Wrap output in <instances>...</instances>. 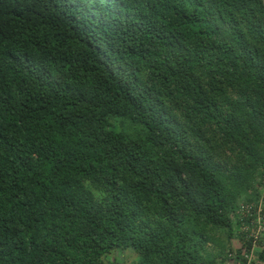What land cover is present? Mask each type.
<instances>
[{
  "label": "trees",
  "instance_id": "obj_1",
  "mask_svg": "<svg viewBox=\"0 0 264 264\" xmlns=\"http://www.w3.org/2000/svg\"><path fill=\"white\" fill-rule=\"evenodd\" d=\"M257 171L264 0H0V264H217Z\"/></svg>",
  "mask_w": 264,
  "mask_h": 264
},
{
  "label": "rangeland",
  "instance_id": "obj_2",
  "mask_svg": "<svg viewBox=\"0 0 264 264\" xmlns=\"http://www.w3.org/2000/svg\"><path fill=\"white\" fill-rule=\"evenodd\" d=\"M260 172H256V177L252 182V186L259 192L257 200H251L250 195H246V193H242L236 198L235 207L230 215L233 218V223L236 220L239 221V226L236 228L234 236L229 239V246L222 251L220 250L221 242L226 241V235L223 231L216 233L218 242L206 244V249L209 253H218L216 255L217 264H243L244 262L241 260V257L246 258L245 254H248L246 262L249 260L250 264H259L255 251L253 253L251 251L242 253L240 248L242 243L241 238L245 234L252 236L257 241L261 240L262 243L264 242V228L262 224V218H264V178ZM248 192L251 194L250 189H248ZM259 247L261 246L259 245ZM108 260L113 264H140L139 256L129 253V250L115 251L114 254L109 256Z\"/></svg>",
  "mask_w": 264,
  "mask_h": 264
},
{
  "label": "built area",
  "instance_id": "obj_3",
  "mask_svg": "<svg viewBox=\"0 0 264 264\" xmlns=\"http://www.w3.org/2000/svg\"><path fill=\"white\" fill-rule=\"evenodd\" d=\"M262 220H263V222H262V224H263V228H264V218H262ZM253 241H254V243L257 241L256 239H253ZM255 247V245L252 247V249L250 250L252 253H253V248ZM249 251V252H250ZM251 255V254H250ZM247 256H248V254H245V257L247 258ZM248 262H249V260L245 263V264H248ZM249 264H250V262H249Z\"/></svg>",
  "mask_w": 264,
  "mask_h": 264
}]
</instances>
